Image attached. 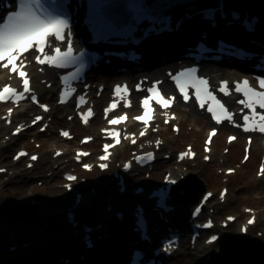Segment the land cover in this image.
Wrapping results in <instances>:
<instances>
[{
  "label": "rangeland",
  "instance_id": "rangeland-1",
  "mask_svg": "<svg viewBox=\"0 0 264 264\" xmlns=\"http://www.w3.org/2000/svg\"><path fill=\"white\" fill-rule=\"evenodd\" d=\"M161 59V58H159ZM114 80H118L114 78ZM28 105V104H27ZM35 110L32 114L37 112L38 108L33 106ZM177 111L181 114V127L182 130L179 134L174 133L170 126H164L157 133L161 135L166 141L164 146V151L160 154V160L156 168L152 171H143L141 175H138L133 179L129 177V185L145 183L147 186L152 187L163 183V175L166 172H171L175 177L183 178V187H188L189 197H185L178 205H181L187 212L191 210L192 205L187 204V200L200 192L202 189L214 190L216 193L223 187L230 189V194L227 197L225 203L221 202L217 198L211 201V205L207 207L206 211L210 215L211 210H215L213 215L218 219V221L224 220L226 215L232 214L236 215L238 220L234 222L228 229L218 228L217 232L222 233L226 230L235 233L240 232V225L249 216L246 213V208H254L258 214L259 222L256 226L251 227V233L254 235H259V232L263 233L261 238L264 239V177H257V166L259 163V156L257 153L260 150V140L257 141L258 148L253 147V155L251 159L245 164L241 163V156L243 155L242 147L245 143L244 138H240L239 141L234 144L227 146L225 143V136L230 132L229 130L221 128L219 137L215 139V149L219 152L212 156V161L207 163L203 161L202 158V147L203 140L206 137L208 129L213 126V124H208L206 126L202 125V121L195 124V117H200L198 113L190 108V106H184L177 108ZM4 113V107L0 109V115ZM54 121L51 124V128L46 133H40L37 129H31L28 132L13 138L9 142H5L7 137L10 135L12 128L6 126H1L0 134V145H6L1 151L0 155V166H7L9 172L0 175V239L1 238H15L20 235H25L24 226L22 222H11L8 225L2 220L3 215L1 211H5V206L11 203L12 208H16L21 205L29 204L31 199H37L42 202V207H38L32 217V226L30 229V234L32 236L38 235L34 239L43 238L45 236H50L54 231L59 229L63 223L66 222L65 207L62 212L61 206H66L67 203L72 202L75 199V194L65 195V189L62 185L64 178L62 175L63 167L74 170L77 166L74 165L72 156L69 154L77 146H79V139L84 134H97V125L101 124L102 121L98 118L97 121L93 122V125L88 128H83L78 124L76 120H67V113L65 114L61 108H57L53 112ZM32 118L30 115L24 117L25 120L29 121ZM59 127H69L76 134V137L70 141L63 140L58 135ZM190 143L195 146L199 152V156L195 158L194 161H183V163H178L174 160V157L170 159H164L165 154H172V152H177L183 150L185 146ZM37 144H41L40 147ZM241 146V149H240ZM20 147H27L33 149L40 153L41 158L39 163L36 164L35 168L29 169L24 161L14 162L13 155L15 151ZM62 148L66 150V154L61 156L59 159H53L54 149ZM83 147L89 148L91 150H98L99 140L96 138L93 142L85 145ZM228 147V148H227ZM131 149L129 145L123 149L124 153L122 156H117L115 154V159L112 162L113 168L107 170L103 173L95 170L92 173H84L77 169L80 175L77 184L81 189L86 191H91L90 185L83 184L81 178H88L95 182V185L99 186V198L95 200V205L97 206V211L101 213H106V215L111 217L110 223H113V227H122L123 225H118L115 222L116 214H109L106 210L104 204L105 201L110 200L112 191L114 189V183L111 182L112 170L119 166V162L123 159L128 158L131 155ZM229 149V151H228ZM98 152V151H97ZM91 158V157H90ZM89 158V159H90ZM68 164V165H67ZM227 168L236 169V173L231 175H226L225 170ZM185 171V174L179 172V170ZM150 174L149 176L147 174ZM193 176V177H191ZM87 179V180H88ZM87 183V182H86ZM89 187V188H88ZM116 192V190H115ZM176 195L185 196V191L176 190L174 193ZM113 195V194H112ZM186 200V201H185ZM9 206V205H8ZM133 208V205H132ZM62 212V213H61ZM48 216L54 217V221L47 230H42L40 228V223L46 220ZM185 216V217H187ZM42 218V220H40ZM57 225L53 226V224ZM47 224V223H45ZM44 224V225H45ZM128 229L124 228V232ZM55 233V232H54ZM29 234V235H30ZM112 236V234H111ZM1 242V241H0ZM101 249L107 250L106 259L110 260L111 251L115 250V245L110 239H106L101 243ZM79 245V246H78ZM77 247L84 248L86 245L84 243H78ZM218 249V244L212 247H204L203 242H200L196 249L182 245L177 254L168 262L169 264H199L204 258L209 254L210 251H216ZM0 251L4 252L5 257L9 256V247L0 248ZM22 252L21 254H23ZM84 253V252H82ZM100 254V253H99ZM81 255V254H79ZM86 255V254H85ZM94 257V252H91ZM81 257V256H80ZM0 264H3L0 263Z\"/></svg>",
  "mask_w": 264,
  "mask_h": 264
},
{
  "label": "snow or ice",
  "instance_id": "snow-or-ice-1",
  "mask_svg": "<svg viewBox=\"0 0 264 264\" xmlns=\"http://www.w3.org/2000/svg\"><path fill=\"white\" fill-rule=\"evenodd\" d=\"M207 15L211 16V13ZM141 17L138 15L136 17L139 20ZM71 36V25L68 19L65 18L63 13H59L56 6H53L51 10L45 7L43 0H20L19 11L11 12L7 15L6 19L0 23V68L9 70L10 73H16L21 79L22 90H18L11 85H5L2 90H0V102H5L12 100L13 102H19L20 100L26 98L25 94L31 93L32 88L30 87V77L26 71L27 68V56L25 54H32L36 63L40 65H49L53 68H66L79 61L77 72L73 73L71 76L61 77L64 84V90L60 97V103H66L68 98L75 92V89L71 87L70 80L75 79L80 69L83 65L84 53L81 52L80 56L74 55V49L71 39L66 37ZM67 39L66 50H62L59 46H53V41L65 42ZM19 61V63H17ZM11 66V67H9ZM170 78L174 81L177 89L182 95L185 102L190 100L189 90H193L194 96L198 105L201 109L205 108L207 104V111L211 113L212 118L217 124L222 123L227 120L234 124L236 127H243L245 132L259 131L264 133V78H257V86H252L250 81L245 78L243 81H237L235 83L234 91L236 93L242 94V99L238 100V103L243 106L244 109H248V114L243 115V125L236 124L233 120L234 113L230 112L224 103L217 98L215 93L210 90L209 81L205 77L198 75V69L188 68L180 71L179 73L173 75L169 73ZM156 84L148 89L150 95L143 99L142 107L144 108V113L141 116L135 117L139 121H142L145 125V131L140 134L145 135L147 130V125L149 120L152 118L150 116L151 106L150 102L155 100L156 103L164 108H169L175 97L165 98L159 91L158 85ZM138 90L139 86H138ZM220 93L225 96H230L232 90L228 87V81H221L220 88L218 89ZM115 97L122 98L124 95L128 94L127 86L117 85L115 87ZM31 99L37 102L36 96L31 95ZM87 101L85 97H79V104L83 105ZM129 104H125V107H129ZM41 107L48 111L47 105H41ZM118 107V103L114 100L108 108L105 109V118H107L108 113L113 112ZM258 109L260 111H258ZM11 109H9V115L11 114ZM243 111V109L241 110ZM94 115L91 108L87 110L86 113H81V118L84 123H87L89 118ZM175 117H173L174 119ZM41 117H37L36 120H40ZM127 119V115L115 117L109 120L111 125H118ZM35 122V121H34ZM168 122L167 120L165 121ZM17 131H20L18 128ZM108 131V130H105ZM62 135L68 137V132H62ZM109 135L115 139V143H120V133L118 131H110ZM215 135V130L210 134L209 141L211 142V137ZM127 139L128 137L125 136ZM91 139V138H86ZM235 137H230L229 141L235 140ZM135 143V140L132 141ZM250 142V141H249ZM159 143V142H158ZM113 145L105 146L104 157L101 159L108 158V149ZM207 150V149H206ZM59 154V153H58ZM26 153L21 152L20 156H24ZM86 155V154H85ZM151 158V154H148ZM189 155L188 153L181 154V159ZM194 156V154H192ZM79 158V155H78ZM208 157H206L207 159ZM33 160L37 157L33 156ZM138 160H143V157L137 158ZM247 159V157H246ZM107 165L102 164L101 167L104 168ZM86 168L90 169L89 165H85ZM127 167H130L128 165ZM2 171V170H0ZM230 172L232 170H229ZM261 175H264V165L261 167ZM69 180H75V177H67ZM169 183L175 184L176 181L169 179ZM226 191V190H225ZM211 195L210 193L208 194ZM224 194H221V199H223ZM207 199V197H205ZM199 213V209L196 210V214ZM229 219H232L231 217ZM254 221H249L252 223ZM212 224L209 221L204 227H211ZM216 239L215 236L211 238V241ZM209 241V242H211Z\"/></svg>",
  "mask_w": 264,
  "mask_h": 264
},
{
  "label": "bare ground",
  "instance_id": "bare-ground-1",
  "mask_svg": "<svg viewBox=\"0 0 264 264\" xmlns=\"http://www.w3.org/2000/svg\"><path fill=\"white\" fill-rule=\"evenodd\" d=\"M231 1H236V0H231ZM259 1V0H258ZM247 11H248V8H247ZM261 12H263V14H261L262 15V17H263V19H262V22L264 23V8H262V11ZM190 23V27H192V25H193V22L191 23V22H189ZM199 24V23H198ZM262 32H264V30H262ZM257 34H256V36L255 37H257V38H259V42H262L263 44H264V37L261 35V32H256ZM195 34L193 33V28H188L186 31H184V32H182L180 35H177V36H173V37H176V39L175 38H173V39H168V38H160L159 40L161 41L162 40V42H155L154 44L152 43V44H146V45H144V47L142 48L143 49V52L145 53V55H146V61H153L154 59H156V58H158V57H160L161 55H166V54H172L173 52H175V51H178V50H180V48H181V46L183 45L184 46V44H186L187 42H189L190 40H193L194 38H195V36H194ZM227 36V35H226ZM255 48L256 49H259V50H263V49H261L259 46H255ZM220 69H223V72H222V74H225V71H227V69H225V67H219ZM160 69V68H159ZM158 68L157 69H154L153 71H155V70H157V72H155L152 76H150L151 78H150V81L152 80V79H159V78H161V77H163L164 76V71L163 70H159ZM207 72V74L209 75V73L211 74V72H209V71H206ZM34 73V74H33ZM149 73H150V71H146V72H143V73H140V74H137V75H146V76H148L149 75ZM32 74L34 75V81H35V86H36V88L38 89V91L41 93V95H44V97H45V95L46 94H49L50 92H52L53 91V88L54 87H52V88H46V86L44 85V84H42L41 83V79H43V78H48V79H50V80H53L54 81V83H56V81H55V79H54V74H53V71L52 70H47L46 71V74H37V73H35V72H32ZM117 74V75H116ZM113 78L114 77H117L118 78V76H120V78L121 79H123V78H125V76L123 75V74H119V72L117 71L116 73H113L112 75H111ZM111 76H110V78H111ZM7 80V76H6V72L5 71H2V70H0V85L2 84V83H4L5 81ZM94 82H98V84L99 83H108V78H99V79H95V81ZM165 86H168V82H166L165 83ZM109 88H110V85H109ZM104 97H105V95L103 94L100 98H95V100H96V102H100V101H102L103 99H104ZM187 106H191V108H192V110H194V111H196L197 113H198V115H200V117L198 118V117H195V119H194V122H195V124H197L198 125V123L200 122V121H202V125L203 126H206V125H208V124H210L211 123V121H210V119H209V117H208V115H206V114H204V113H201L200 111H197L195 108H194V106L192 105V104H190V105H187ZM28 106H26V104H22L21 105V107H19V108H16V110H15V112H14V120L15 121H17L18 123H20V122H22V121H24L25 119H24V116L26 115L25 113H24V111H25V109L27 108ZM66 108L68 109V106H66ZM97 118H93V122L96 120ZM93 123L91 122V125H92ZM104 124V123H103ZM91 125H90V127H91ZM224 127V129H229L228 127H226V125L225 126H223ZM218 137H219V135H217ZM217 136H215V138L217 137ZM215 138H214V140H215ZM237 141H239V139L237 140ZM258 144H257V142L255 141V143L253 144V146H254V148H258V146H257ZM126 147V143H122V144H120L119 146H117L116 148H115V154L117 155V156H122L123 155V149ZM240 149H241V146H240ZM218 150L217 149H214L213 150V152H212V155L213 154H218ZM179 172H181L182 174H185V171H182V170H179ZM172 177H174V176H172ZM174 178H177V177H174ZM114 180H116V181H114V184H115V186H114V189H113V195H112V203L114 204V203H116V204H120V200H118L119 199V197H121V196H123V194L120 196V194L117 196V194H115L116 192H115V189H119L120 188V186H118V185H116L117 184V181H118V179H114ZM180 181H182V179L180 178L179 179ZM77 192H79L80 190L79 189H77L76 190ZM125 194L127 195H124L123 196V198L125 197V199H129L130 201H136V200H142V199H144L145 198V196H146V193H144V194H134V195H131V194H129V191H127V192H125ZM84 198V197H83ZM130 201H128L129 203H130ZM150 201H152L151 199H150ZM76 203V199L73 201V204H75ZM72 204V205H73ZM83 199H82V201L78 204V205H80L81 207H83ZM77 205V206H78ZM125 208V207H124ZM130 209H131V211H130ZM126 210L127 211H130L131 213H132V205H130V208L129 207H127L126 208ZM184 214H185V209L182 207V206H180L179 207V209L177 210V214L176 213H172L171 214V216L172 217H174V219H176V218H178V217H180V216H184ZM129 216H131V215H128L127 216V218L124 220V221H122V223L121 224H123L125 227H127V225H128V223L130 222L129 221ZM47 219L46 220H44V221H42V223H40V228H42L43 229V227H44V224L45 223H47L49 226H51V223L54 221L53 219H54V217H52V216H48V217H46ZM40 220H42V218L40 219ZM53 220V221H52ZM115 221H117L116 219H114ZM23 221V220H22ZM121 222V221H120ZM130 224V223H129ZM105 225H107L106 226V230L105 229H103V228H101V229H99L98 230V232H100V234H111V229H110V225L109 224H105ZM160 226H162V222L160 221ZM130 235H132L134 238H135V240L137 239H139V234H136L133 230H132V232L131 233H129ZM21 237V236H20ZM17 238H19V237H17ZM0 248L2 247V248H5L6 246L7 247H11V246H13L14 244H17V242H18V240H15V239H13L12 240V238H8V239H5V238H1L0 239ZM25 242H30V241H25ZM216 243H218V241L216 242ZM215 243V244H216ZM123 250H126L125 248L123 249ZM128 250V249H127ZM18 250L17 249H15V251H13L14 253L15 252H17ZM81 251L82 252H84V254H87V249L85 250V249H83V248H81ZM71 254L72 255H74V257H72L73 258V262L71 263V264H84V263H86V261L85 260H81V258H80V256H79V254H77V250H75L74 252H71ZM120 256L119 257H115V256H113V255H109V256H111V258L112 259H114V260H116L117 259V263L119 264L121 261H123L124 260V258L126 257V254L123 252L122 254H119ZM57 258H59V257H57ZM4 260H6V257H5V255H4V252H2V251H0V263H2V262H6V261H4ZM40 260L42 261V259L40 258ZM40 260H36V262L34 263V264H39L41 261ZM90 260L91 261H93L94 259L92 258V257H90ZM22 261V260H21ZM21 261H19V262H21ZM22 263V262H21ZM52 264H65V263H61L59 260H57V259H55L53 262H52Z\"/></svg>",
  "mask_w": 264,
  "mask_h": 264
},
{
  "label": "water",
  "instance_id": "water-1",
  "mask_svg": "<svg viewBox=\"0 0 264 264\" xmlns=\"http://www.w3.org/2000/svg\"><path fill=\"white\" fill-rule=\"evenodd\" d=\"M220 240L221 251L209 264H264V242L260 239L225 233Z\"/></svg>",
  "mask_w": 264,
  "mask_h": 264
}]
</instances>
